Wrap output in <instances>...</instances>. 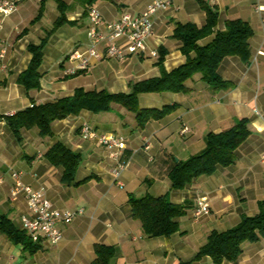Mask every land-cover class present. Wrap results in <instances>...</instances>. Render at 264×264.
<instances>
[{
    "label": "crops",
    "instance_id": "crops-1",
    "mask_svg": "<svg viewBox=\"0 0 264 264\" xmlns=\"http://www.w3.org/2000/svg\"><path fill=\"white\" fill-rule=\"evenodd\" d=\"M150 1L22 0L11 14H0V50L5 49L0 59V214L15 229L25 232L15 243L0 230V264H91L95 244L114 247L108 264H213L209 256L194 259L209 233L236 225L242 215L258 213V202L264 199V163L260 159L264 153V0H201L217 13L215 29H223L228 19L239 18L253 31L249 59L245 62L238 56H227L219 65L218 73L229 86L215 90L196 73L187 80L189 89L185 92L140 93V108L176 105L143 127L137 126L133 112L116 103L105 111L81 110L54 120L51 135L42 136L32 127L21 129L18 139L9 126L6 116L32 103L70 96L78 87L129 92L134 82L160 74L156 64L160 50L164 51L166 70L183 63L181 42L173 36V29L177 22L205 23L199 0H169L170 5L153 16V33L143 52L123 60L97 59L78 74H64L68 53L88 44V6L95 5L105 21L113 22L123 13L142 12ZM49 8L53 22L47 29L41 20ZM57 18L65 21L47 35ZM82 25L85 32H77L75 28ZM45 38L38 69L40 87L26 90L17 77L31 58L27 45L39 44ZM152 49L157 55L150 54ZM106 60L112 62L104 64ZM239 118L247 119L250 133L237 147L234 162L217 166L213 173L202 174L182 188L171 189L167 176L170 166L202 150L208 132L225 130ZM85 121L98 132L124 138L121 160L126 165L118 178L120 184L112 173L116 161L108 150L81 137L79 126ZM57 141L79 155L71 182H64L62 167L44 155ZM11 168L21 172L24 183L42 191L53 207L62 211L83 209L70 222L58 224L62 231L59 242L51 244L43 234L23 228L21 215L31 213L23 194L11 200ZM144 194L166 195L174 204H188L186 213L178 218L177 232L169 237L143 234L128 200L131 195ZM200 195L207 197L210 210L194 218L195 200ZM220 264H264V235L254 242L244 241L236 260Z\"/></svg>",
    "mask_w": 264,
    "mask_h": 264
},
{
    "label": "trees",
    "instance_id": "trees-1",
    "mask_svg": "<svg viewBox=\"0 0 264 264\" xmlns=\"http://www.w3.org/2000/svg\"><path fill=\"white\" fill-rule=\"evenodd\" d=\"M199 1L206 14L205 23L198 26L191 22H177L173 29V36L181 42L183 63L169 71L166 70L163 66L164 51L160 50L156 61L160 74L134 82L129 92H110L106 89L85 90L78 87L70 96L45 103H32L31 106L6 116L15 136L19 139L21 129L32 127H37L42 136L51 135L50 127L54 120L78 114L81 110L105 111L112 103L133 112L137 126L143 127L149 120L158 119L170 113L176 105H165L161 109L140 108L138 105L140 93L185 92L189 89L186 85L187 80L196 73H200L201 78L215 90L231 85L219 75V65L227 56H238L245 62L249 59V39L253 33L252 28L248 22L236 18L226 20L223 29H215L217 13L201 0ZM63 21H65L63 18H57L47 35ZM210 35H212L210 41L200 42L201 39ZM45 41L46 38L39 44L27 45L31 58L27 68L17 77V82L26 90L40 87L38 69L42 61ZM249 133L246 118L237 119L231 127L220 132H208L204 137L205 146L202 150L184 160H177L170 166L167 172L170 188H182L202 174L213 173L217 166L233 163L237 147ZM44 155L52 164L62 167L61 177L64 182L73 181L80 161L77 153L57 141ZM128 201L131 215L140 223L146 237H169L177 232L178 218L183 216L188 208L187 203L170 202L166 195L144 194L138 197L131 195ZM258 207L257 214L242 215L236 225L221 232L211 231L194 259L209 256L213 264H220L223 260H236L241 253V244L244 241L254 242L264 235V199L258 202ZM0 230L15 243L25 235L24 231L15 229L11 221L3 214H0ZM94 253L95 258L91 264H108L113 256L114 247L95 244Z\"/></svg>",
    "mask_w": 264,
    "mask_h": 264
},
{
    "label": "built area",
    "instance_id": "built-area-1",
    "mask_svg": "<svg viewBox=\"0 0 264 264\" xmlns=\"http://www.w3.org/2000/svg\"><path fill=\"white\" fill-rule=\"evenodd\" d=\"M20 1L22 0H0V14L3 16L11 14ZM169 5V0H151L142 12L136 15L123 13L118 20L113 22L105 21L95 5L88 6L86 10L88 44L84 49L75 48L68 53L65 59L68 64L63 68L64 74L74 75L79 71H84L97 59L123 60L127 55L143 52L148 38L153 33V16L157 12L165 10ZM101 27L104 30H101ZM4 54L5 49L2 48L0 59L4 57ZM150 54L155 56L157 51L152 49ZM182 131H186V128ZM79 132L83 139L97 142L108 150L109 156L116 161L112 173L118 180L126 165L121 160L124 152V138L112 132H98L86 121L79 126ZM260 159L264 163V153L261 154ZM9 174L13 182L11 200H15L19 194H23L31 213L30 215H21L20 220L23 228L31 233L43 234L51 244L59 242L62 238V231L58 224L70 222L76 215L81 214L83 209L59 210L52 206L42 191L24 183L19 170L11 168ZM1 181L2 177H0ZM118 183L120 184L119 180ZM209 210L210 205L207 197L205 195L198 196L193 209L194 218L208 214Z\"/></svg>",
    "mask_w": 264,
    "mask_h": 264
},
{
    "label": "rangeland",
    "instance_id": "rangeland-1",
    "mask_svg": "<svg viewBox=\"0 0 264 264\" xmlns=\"http://www.w3.org/2000/svg\"><path fill=\"white\" fill-rule=\"evenodd\" d=\"M52 4L55 6V2H52ZM51 8H49L48 12L46 13V15L44 16V18H42L41 22H42V25L44 27H46L47 29H50L52 27V20H50V17H51ZM67 26H64V28H66ZM68 28V27H67ZM77 32H80V33H83L85 32V27L84 25L80 26V27H76L75 28ZM107 62H112V61H109V60H106L104 61L103 63L104 64H107Z\"/></svg>",
    "mask_w": 264,
    "mask_h": 264
}]
</instances>
